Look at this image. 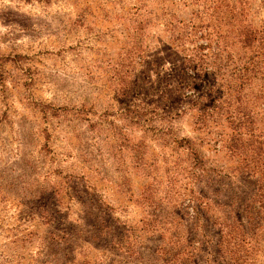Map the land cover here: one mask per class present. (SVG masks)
I'll return each instance as SVG.
<instances>
[{"label": "rangeland", "instance_id": "1", "mask_svg": "<svg viewBox=\"0 0 264 264\" xmlns=\"http://www.w3.org/2000/svg\"><path fill=\"white\" fill-rule=\"evenodd\" d=\"M241 67L264 0H0V264H264Z\"/></svg>", "mask_w": 264, "mask_h": 264}, {"label": "trees", "instance_id": "2", "mask_svg": "<svg viewBox=\"0 0 264 264\" xmlns=\"http://www.w3.org/2000/svg\"><path fill=\"white\" fill-rule=\"evenodd\" d=\"M255 64H256V63L254 62L253 65H255ZM235 69L239 71V68H238V69L235 68ZM241 70H246V71H247V73H245L243 76H240V79H243V80H245V81L251 79V73H252V72H254V78H256V80L261 81L262 79H264V72H260L259 70H256V68H253V69L249 70L248 68L241 67ZM248 71H249V72H248ZM239 73H240V72H239ZM259 73L262 74V76H261L260 78H257ZM256 80H255V84H256ZM228 88H231V86H228L227 89H228ZM232 91H237L236 87H233ZM226 103H227V102H226ZM263 105H264V103H263ZM245 114H246V113H244L243 116H245ZM236 116H238V115H235V116H234V119H235V120H236V118H237ZM239 121H241V120L239 119ZM241 123L244 125V121H241ZM236 127H238V126H236ZM187 142H189V141H187ZM234 146H235V145H234ZM230 149L233 150V145L230 146ZM190 152H191V149H190Z\"/></svg>", "mask_w": 264, "mask_h": 264}]
</instances>
